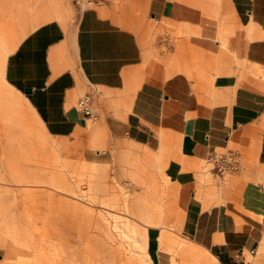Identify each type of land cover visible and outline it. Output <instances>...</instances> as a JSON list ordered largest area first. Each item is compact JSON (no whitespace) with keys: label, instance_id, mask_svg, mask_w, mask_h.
I'll use <instances>...</instances> for the list:
<instances>
[{"label":"crops","instance_id":"0c3cea01","mask_svg":"<svg viewBox=\"0 0 264 264\" xmlns=\"http://www.w3.org/2000/svg\"><path fill=\"white\" fill-rule=\"evenodd\" d=\"M72 2L87 3L74 22H40L3 62L0 54V152L16 145L17 113L27 112L47 136L72 137L91 118L79 108L81 98L89 97L92 110L90 91L99 89L108 94L106 106L119 98L123 105L145 72L148 52L167 48L168 68H155L157 75L139 85L131 111L110 110L105 127L112 139L136 145L151 163L162 151L170 154L165 172L178 188L183 241L210 252L217 264H233L238 250L245 252L244 264H252L247 256L254 259L264 249V174L258 173L264 170V88L238 75L247 68L264 70V0ZM165 25L169 30L161 33ZM18 38L0 44L8 52ZM146 98L153 101L151 110ZM89 130L94 136L101 129L92 124ZM231 145L240 149L235 174L243 193L224 201L197 198L192 162H209ZM163 231L147 229L146 252L151 264H176L161 252ZM106 247L114 248L100 245L109 264Z\"/></svg>","mask_w":264,"mask_h":264},{"label":"rangeland","instance_id":"374dc122","mask_svg":"<svg viewBox=\"0 0 264 264\" xmlns=\"http://www.w3.org/2000/svg\"><path fill=\"white\" fill-rule=\"evenodd\" d=\"M85 6L86 2L74 4L72 0H0V42L19 37L8 52L0 44L2 62L38 23L50 19L74 22L79 8ZM164 28L167 30L162 28L161 33L168 32L169 25ZM168 64L167 48L161 54L150 50L145 72L123 105L119 98L113 106H106L108 94L92 89V110L99 114L70 138L47 136L27 112L17 113L16 145L0 152V264H106L100 249L104 244L116 249L106 247L109 264H119L120 257L122 264H151L146 252L151 226L164 230L159 238L161 252L176 258V264L187 260L188 264H217L210 252L180 237L178 188L165 172L170 154L162 151L158 161L151 163L136 145L112 139L104 123L110 110L123 107L125 112L131 111L139 85L157 75L155 68L167 69ZM168 75L167 71L161 73L162 78ZM245 76L264 88V70L247 68L238 75ZM144 103L146 110L152 109L150 98ZM92 124L101 129L94 136L89 130ZM98 141L106 147L97 145ZM163 144L168 150L167 137ZM230 150L240 149L231 145ZM211 167L206 160L192 162L197 198L224 201L243 193L238 174L220 180ZM258 173L263 175L264 170L258 169ZM247 260L261 264L264 249Z\"/></svg>","mask_w":264,"mask_h":264},{"label":"built area","instance_id":"2783aa9c","mask_svg":"<svg viewBox=\"0 0 264 264\" xmlns=\"http://www.w3.org/2000/svg\"><path fill=\"white\" fill-rule=\"evenodd\" d=\"M78 106L91 118L95 117V112H93L90 108L89 97L84 96L81 98L78 102ZM209 162L212 164L210 169L211 172L220 180H223L227 175L237 173L241 168L239 154L235 151H230L226 154L218 156H212ZM248 254H254V250H250ZM244 255L245 252L238 250L235 254L233 264H244ZM262 264H264V262Z\"/></svg>","mask_w":264,"mask_h":264},{"label":"water","instance_id":"95a60500","mask_svg":"<svg viewBox=\"0 0 264 264\" xmlns=\"http://www.w3.org/2000/svg\"><path fill=\"white\" fill-rule=\"evenodd\" d=\"M30 91V88H25L24 92L28 93Z\"/></svg>","mask_w":264,"mask_h":264},{"label":"bare ground","instance_id":"6f19581e","mask_svg":"<svg viewBox=\"0 0 264 264\" xmlns=\"http://www.w3.org/2000/svg\"><path fill=\"white\" fill-rule=\"evenodd\" d=\"M91 240H92V238H91ZM154 247V246H153ZM119 257V256H118Z\"/></svg>","mask_w":264,"mask_h":264}]
</instances>
